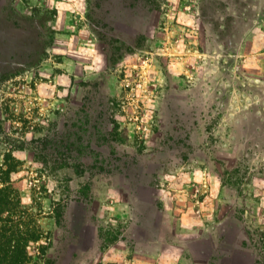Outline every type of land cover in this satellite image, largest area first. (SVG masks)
Here are the masks:
<instances>
[{
	"label": "rangeland",
	"instance_id": "374dc122",
	"mask_svg": "<svg viewBox=\"0 0 264 264\" xmlns=\"http://www.w3.org/2000/svg\"><path fill=\"white\" fill-rule=\"evenodd\" d=\"M12 3L3 246L23 235L21 264H264V0Z\"/></svg>",
	"mask_w": 264,
	"mask_h": 264
},
{
	"label": "trees",
	"instance_id": "16d2710c",
	"mask_svg": "<svg viewBox=\"0 0 264 264\" xmlns=\"http://www.w3.org/2000/svg\"><path fill=\"white\" fill-rule=\"evenodd\" d=\"M13 237H16V235L14 234ZM22 237L24 238L23 241L18 240L12 243L15 238L10 239V241L4 243L5 246H3V241L0 240V264H21L25 260L27 257V240L23 235ZM22 256L25 258H21Z\"/></svg>",
	"mask_w": 264,
	"mask_h": 264
},
{
	"label": "crops",
	"instance_id": "0c3cea01",
	"mask_svg": "<svg viewBox=\"0 0 264 264\" xmlns=\"http://www.w3.org/2000/svg\"><path fill=\"white\" fill-rule=\"evenodd\" d=\"M7 4H9L10 6L11 5L14 6V4L12 3V0H0V16H2V13H1V12H3V11H1L2 8L4 11L7 9V7H8ZM6 5H7V7H6Z\"/></svg>",
	"mask_w": 264,
	"mask_h": 264
},
{
	"label": "flooded vegetation",
	"instance_id": "af4514ba",
	"mask_svg": "<svg viewBox=\"0 0 264 264\" xmlns=\"http://www.w3.org/2000/svg\"><path fill=\"white\" fill-rule=\"evenodd\" d=\"M7 7V6H6ZM2 10H3V8H2Z\"/></svg>",
	"mask_w": 264,
	"mask_h": 264
}]
</instances>
